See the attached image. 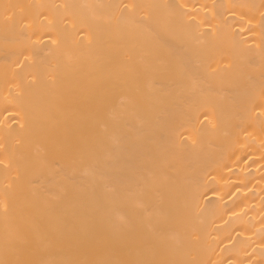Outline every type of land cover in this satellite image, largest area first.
Instances as JSON below:
<instances>
[{
  "label": "bare ground",
  "instance_id": "bare-ground-1",
  "mask_svg": "<svg viewBox=\"0 0 264 264\" xmlns=\"http://www.w3.org/2000/svg\"><path fill=\"white\" fill-rule=\"evenodd\" d=\"M0 264H264V0H0Z\"/></svg>",
  "mask_w": 264,
  "mask_h": 264
}]
</instances>
